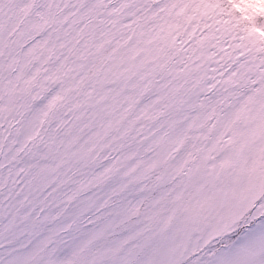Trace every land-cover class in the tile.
<instances>
[{"label":"snow or ice","instance_id":"6c2138e0","mask_svg":"<svg viewBox=\"0 0 264 264\" xmlns=\"http://www.w3.org/2000/svg\"><path fill=\"white\" fill-rule=\"evenodd\" d=\"M0 264H264V0H0Z\"/></svg>","mask_w":264,"mask_h":264}]
</instances>
